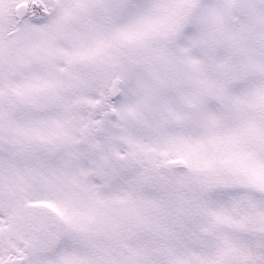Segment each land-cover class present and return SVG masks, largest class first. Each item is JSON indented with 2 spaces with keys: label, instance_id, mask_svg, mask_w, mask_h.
I'll list each match as a JSON object with an SVG mask.
<instances>
[{
  "label": "snow or ice",
  "instance_id": "obj_1",
  "mask_svg": "<svg viewBox=\"0 0 264 264\" xmlns=\"http://www.w3.org/2000/svg\"><path fill=\"white\" fill-rule=\"evenodd\" d=\"M0 264H264V0H0Z\"/></svg>",
  "mask_w": 264,
  "mask_h": 264
}]
</instances>
